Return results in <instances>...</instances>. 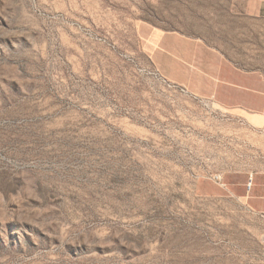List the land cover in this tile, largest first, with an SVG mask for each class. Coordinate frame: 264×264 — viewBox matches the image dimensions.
Here are the masks:
<instances>
[{
    "label": "rangeland",
    "instance_id": "374dc122",
    "mask_svg": "<svg viewBox=\"0 0 264 264\" xmlns=\"http://www.w3.org/2000/svg\"><path fill=\"white\" fill-rule=\"evenodd\" d=\"M247 12L264 0H0V264H264ZM244 72L252 92L221 86Z\"/></svg>",
    "mask_w": 264,
    "mask_h": 264
},
{
    "label": "crops",
    "instance_id": "0c3cea01",
    "mask_svg": "<svg viewBox=\"0 0 264 264\" xmlns=\"http://www.w3.org/2000/svg\"><path fill=\"white\" fill-rule=\"evenodd\" d=\"M247 14H248V19H250V18H253V17L257 18L258 16H261L264 13L247 12ZM237 78L239 80V83H233L234 82V77H230L229 78V83H226V82H223V81L226 80L225 78H222V76L219 77L220 82H221V86L228 84V86H230V87H235V88H238V89H240L242 91H246V92H249V93L252 92V90H253V84L251 83V81L253 79L254 80L257 79L258 81H261L259 79V77H254V74L247 73V72L238 74ZM236 82H238V81H236ZM221 86H220V88H221ZM258 90L259 91H264V89H262V88H259ZM227 182H228L227 185L230 186L231 191L233 190L234 192H238V191L243 192L242 189L238 188L239 184H238V186H236L237 184L236 185L232 184V183L229 182V180ZM244 185H245V183L242 186H244ZM231 187L234 188V189H232ZM257 187H259V185H257ZM242 196H245V195L243 194ZM261 197L263 198V196H259V197H254L253 196V198H261ZM249 204H250L252 209L258 210L260 212L264 211V206H260L259 202L249 201Z\"/></svg>",
    "mask_w": 264,
    "mask_h": 264
}]
</instances>
